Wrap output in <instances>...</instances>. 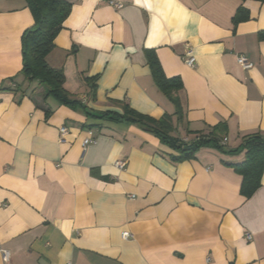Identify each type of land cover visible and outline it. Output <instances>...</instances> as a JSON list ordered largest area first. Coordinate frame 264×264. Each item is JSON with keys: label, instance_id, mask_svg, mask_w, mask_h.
Returning a JSON list of instances; mask_svg holds the SVG:
<instances>
[{"label": "crops", "instance_id": "1", "mask_svg": "<svg viewBox=\"0 0 264 264\" xmlns=\"http://www.w3.org/2000/svg\"><path fill=\"white\" fill-rule=\"evenodd\" d=\"M65 1L72 10L47 62L88 111L122 113L124 102L155 119L173 115L172 135L185 141L188 131L225 124L232 149L264 135V0ZM241 7L249 18L236 25ZM33 25L25 0H0V248L9 252L0 264H264V174L245 199L227 166L244 154L204 147L177 162L139 125L88 119L46 98L45 86L21 74L22 36ZM148 50L183 81L182 124ZM89 131L96 140L84 151Z\"/></svg>", "mask_w": 264, "mask_h": 264}, {"label": "trees", "instance_id": "2", "mask_svg": "<svg viewBox=\"0 0 264 264\" xmlns=\"http://www.w3.org/2000/svg\"><path fill=\"white\" fill-rule=\"evenodd\" d=\"M25 1L33 15L34 25L22 36L23 67L21 74L29 81H37L39 85L45 86L46 98L53 97L63 105L82 110L88 119L139 125L144 130L155 134L163 144L178 152L179 154L173 157V160L177 162L194 159L197 152L204 147L214 148L225 155L244 154L242 163L227 164V166L233 168L241 176L240 194L243 198L250 199L257 192L262 185L264 174V135L262 133L255 132L244 136L240 146L232 149L223 143L227 135L225 124L211 127L207 133L188 131V134H194V137L185 141L172 135L175 130L173 115L165 114L160 119H155L137 112L124 102L119 103L122 113L88 111L85 105L73 98L65 89L63 69L52 68L47 62V57L55 46V39L71 13V3L65 0ZM248 18V11L241 7L237 11L234 23L237 25ZM260 39L264 40V32L260 33ZM147 59L157 86L175 104L177 123L182 124L184 113L178 97L179 92L184 89L182 79L166 76L155 51L148 50ZM96 80L97 78L86 79V82L92 86V89H95ZM47 114L49 115L50 112Z\"/></svg>", "mask_w": 264, "mask_h": 264}, {"label": "built area", "instance_id": "3", "mask_svg": "<svg viewBox=\"0 0 264 264\" xmlns=\"http://www.w3.org/2000/svg\"><path fill=\"white\" fill-rule=\"evenodd\" d=\"M110 4L114 7V8H117V9H120L122 8V4L120 3H116V2H110ZM187 49H188V53H187V58H186V64L191 67V68H194L196 67V64H197V61H196V58L192 55L191 53V47L187 46ZM237 62L239 65H241L245 70H251L254 68V64L249 61L245 56H239L237 58ZM69 131L67 128L65 127H62L60 129V134H61V142H64L65 141V137L66 135H68ZM95 133L93 131H89L88 133V137L83 141V150L86 151V149L88 148V146L92 145L93 143H95ZM227 140H225L226 142ZM116 166L121 169V170H125L126 167H127V161L125 160H121V161H118L116 163ZM123 238L124 239H130L131 238V234L128 233V232H124L123 233ZM247 239L248 240H251L252 239V236L250 234H247L246 235ZM0 253L2 254L4 260L6 262L9 261V252L6 251V250H3L0 248Z\"/></svg>", "mask_w": 264, "mask_h": 264}]
</instances>
